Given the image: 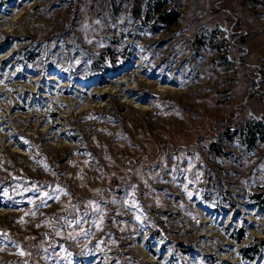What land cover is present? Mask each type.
Here are the masks:
<instances>
[{"label": "rangeland", "instance_id": "1", "mask_svg": "<svg viewBox=\"0 0 264 264\" xmlns=\"http://www.w3.org/2000/svg\"><path fill=\"white\" fill-rule=\"evenodd\" d=\"M254 120L264 0H0V264H264Z\"/></svg>", "mask_w": 264, "mask_h": 264}, {"label": "trees", "instance_id": "2", "mask_svg": "<svg viewBox=\"0 0 264 264\" xmlns=\"http://www.w3.org/2000/svg\"><path fill=\"white\" fill-rule=\"evenodd\" d=\"M153 11L157 13L156 22L157 23H163L164 25H172L178 22L180 17V12L176 8H170L169 10H163L162 7L156 5L153 8ZM106 52L108 53V60L112 64L111 61V48H107ZM95 64V62H94ZM95 67V65H93ZM96 71H101V74H104L106 70L102 68H96ZM103 70V71H102ZM243 134L242 137L245 139V142H248L249 144L254 143L257 139H264V123L259 120H254L253 125H247L243 127ZM242 133V132H241ZM264 200H260L257 203L262 204ZM242 237L241 231L240 235L237 237V240H240ZM264 243V242H263ZM264 247V244H263ZM248 251V258L252 259L256 254L260 251V246H252L247 249Z\"/></svg>", "mask_w": 264, "mask_h": 264}]
</instances>
